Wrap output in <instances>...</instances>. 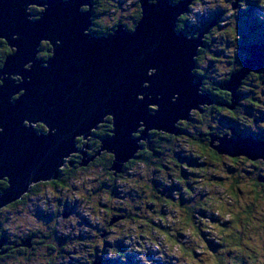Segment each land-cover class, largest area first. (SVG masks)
<instances>
[{
	"label": "clouds",
	"instance_id": "clouds-1",
	"mask_svg": "<svg viewBox=\"0 0 264 264\" xmlns=\"http://www.w3.org/2000/svg\"><path fill=\"white\" fill-rule=\"evenodd\" d=\"M158 3L159 0H147V4L153 7ZM180 3L181 0H169L171 7ZM250 3L259 12L257 22L264 24V0H190L173 22L174 33L183 34L187 40L198 41L191 55L190 74L199 80L196 94L213 96L215 102L189 106L182 117L171 123L172 130L148 127L143 120L137 121L135 130L129 133V138L135 141V148L118 167L115 151L104 146L105 141L116 134V121L112 113H104L86 133L73 135L72 149L61 156L55 176L30 179L26 190L17 195L39 186L38 199L34 197L32 202L38 209L54 214L57 202L54 198H58L61 204L67 199L70 204H75L74 213L88 218L96 226L97 230L87 233V246L72 243L68 245L66 254L61 253L64 264H96L98 258L105 262L128 264L129 256H133L132 264H196L192 251L203 253L197 257L200 264H264V157L253 158L243 152L222 150L220 144L222 139H230L233 134L231 127L221 124L222 120L235 125L243 135L261 138L264 134V119H261L264 107L253 109L246 103L252 93L238 91L241 79H246L256 89L264 82V72L250 69L240 78L234 91L221 86L242 70V64L237 63L241 42L237 18L248 12ZM47 7L46 3H29L23 12L29 22L39 23ZM109 7L110 11L104 16L98 14L97 0H90V5L85 3L79 7L78 12L86 14L90 21L83 29V35L92 33L97 39H103L121 29L135 34L144 16L143 0H125L120 10ZM210 16L215 17V22L209 23L202 34L189 30V25L199 27L200 22ZM217 28L221 30L216 32ZM208 33L219 37L213 43L215 54L222 58L219 63H209L210 56L201 53V45ZM21 39L19 33L11 34L12 41ZM60 46V39H56L55 44L49 39H40L32 58L22 65L23 71L31 72L34 61L47 68L55 49ZM17 51V45L10 46L9 39L0 36V71ZM156 73V67H148L145 74L152 77ZM5 79L19 86L28 83L30 78L5 73L0 77V87L4 86ZM149 86L147 80L141 83L142 88ZM210 86L231 93V102L226 106L231 107L236 115H224L215 110V105L223 103V98L206 91ZM256 90L264 91V87ZM24 94L25 89L20 88L10 96L9 103L16 102ZM178 95L174 92L170 102L175 103ZM234 97H238L235 102ZM148 98L152 99L151 96ZM159 98L157 95L156 99ZM261 99L264 101V97ZM136 100L143 101V93H137ZM147 110L149 114H155L159 105L148 103ZM21 123L25 128L30 127L37 136L56 133L55 128H50L41 119H24ZM181 128L186 134L164 137L165 133L175 134ZM3 132L0 127V134ZM197 138L204 147L193 143ZM153 148L158 155L149 151ZM89 152L93 155H87ZM80 156H83L86 167L72 165V161ZM185 163L192 167L182 172ZM192 171L198 173L196 178L189 175ZM217 178L222 179L217 182ZM46 180H60L66 190L39 184ZM11 187L10 177L0 175V195L9 192ZM165 196L175 199L176 203H169ZM115 209L122 210L119 213L122 218L109 225L110 216L116 215L115 211L109 210ZM7 211L0 209V212ZM19 211L21 216L10 215L9 223L3 225L5 228L13 232L17 229H41V225L23 208ZM152 221L163 224L164 231H158L159 224L154 227ZM224 221L231 223L217 227ZM178 233H183V236H178ZM201 234H204L203 238ZM206 243L215 251V257L205 247ZM181 256L183 260L173 259ZM10 264H24V258H14ZM32 264L41 262L33 259Z\"/></svg>",
	"mask_w": 264,
	"mask_h": 264
},
{
	"label": "water",
	"instance_id": "water-1",
	"mask_svg": "<svg viewBox=\"0 0 264 264\" xmlns=\"http://www.w3.org/2000/svg\"><path fill=\"white\" fill-rule=\"evenodd\" d=\"M188 2L181 0L171 7L169 0H159L153 7L143 0L144 16L135 34L121 29L97 39L92 33L83 35L90 21L86 14L78 12L82 4L90 5V0H0V36L8 38L10 46L18 47L0 71V77L8 73L30 78L19 86L5 79L0 87V127L4 129L0 134V175H8L12 184L9 192L0 195V209L29 193L31 189L17 196L26 190L30 179L55 176L61 156L72 149L73 135L86 133L104 113H112L116 121V134L104 146L115 151L118 167L135 148L129 133L135 130L137 121L143 120L148 127L172 130L171 123L182 117L189 106L212 102L209 95L196 94L199 80L190 74L191 55L198 41L172 31L176 16L186 9ZM29 3L47 4L39 23L26 19L23 9ZM13 33H19L22 39L12 41ZM40 39H49L53 44L60 39L61 46L55 49L47 68L34 61L32 71L24 72L22 65L32 58ZM148 67H156L157 73L148 77ZM263 67L264 41L250 47L242 70L222 87L234 91L250 69L261 72ZM145 80L150 85L147 89L141 87ZM244 80L241 79L238 90ZM20 88L25 89V94L9 103L10 96ZM174 92L179 95L172 103L170 97ZM137 93H143V101L136 100ZM148 103L158 104L159 111L149 114ZM24 119H41L56 133L37 136L30 127L22 125ZM179 133L178 130L165 134ZM220 144L222 150L264 157V141L253 137L225 138ZM81 166H87L83 158ZM48 181L51 180L41 182ZM2 245L0 239V248Z\"/></svg>",
	"mask_w": 264,
	"mask_h": 264
},
{
	"label": "flooded vegetation",
	"instance_id": "flooded-vegetation-1",
	"mask_svg": "<svg viewBox=\"0 0 264 264\" xmlns=\"http://www.w3.org/2000/svg\"><path fill=\"white\" fill-rule=\"evenodd\" d=\"M99 7H100L99 0H97V8L100 11ZM211 35H212L211 33H208V35L205 36L204 42L206 43V45L208 44V41H211V40L215 41L214 37H212ZM260 40L264 41V34L262 35ZM260 40L253 44H250L249 42H245V41L241 43L243 52L246 55L244 57L239 56V60H240L239 63H241L242 65L245 63L246 59L249 57L250 47L252 45L261 44L262 42ZM205 49L204 48L201 49L202 55L204 52H206ZM210 60L211 62H213L212 58H210ZM246 86H250L247 80L243 82V84L241 85L238 91L241 92L242 88H245ZM209 90L214 95L223 98V103H217L215 105V110L218 113H224V111H226L224 115L231 114L232 113L231 110L223 109L227 105L225 103L230 98V93L227 91H224L218 88H212V87H210L209 89H206V91H209ZM210 98L212 99V102H215V97L210 96ZM220 109H223V110L221 111ZM234 115H236V113H234ZM261 119H264V118H261ZM221 124L232 128V133H233L232 138L253 137L257 141H264V134H262L261 138H257L256 136L252 134L243 135L236 128L235 125L229 124L228 121L222 120ZM181 131L184 132L183 134H186V131L184 128H181ZM152 135H155V132H153ZM168 136H172V135L164 134L165 138H167ZM189 137L191 138L190 135ZM193 143H200L201 147L205 146L202 144V142L199 141V138L194 140ZM208 147H210V145H208ZM149 151L153 153L155 152L154 153L155 155L159 154L154 148L149 149ZM72 162L78 163V159H74ZM254 163L255 162H253V164ZM39 184L52 185L55 189H59L61 191L66 190V186L60 180H56L50 183L42 182ZM38 190H39V186H37L35 189L33 188L32 190H30L29 193L24 195L17 203H15L12 206H8L6 209H16V212H18L16 213V215L19 218L21 214L18 209L20 208L25 209V207L27 209L34 208L36 211L35 215L39 219H42L38 221L40 222L47 221V223L44 224L46 227H41L42 230L37 229L36 231H32L31 229H29L28 231H24L23 229H17L16 232H13V233L9 232L11 234L9 235L8 232L5 231V227L2 225L4 223H0V239L3 240V245L0 248V264H10V262L14 258H19V257L24 258V264H32L33 259H38L41 262V264H44L45 261L47 262V264H64L61 253H65V254L67 253L69 244L76 243V242L81 243L82 241H85L84 244L86 245L87 232L85 231V233L82 234L80 233V231L79 232L74 231V229H78L81 227V225H84V222H83L84 217L80 215L82 216L80 218L79 213L73 212V208L75 207V204L74 203L70 204L67 199H65L63 204H61V201L58 198H54L57 201L55 204V208H54V214L48 213L46 211H41L35 205L33 204L31 205V201H29L32 197H36V193ZM27 203H30V205ZM3 213L4 212H0V219H1L0 221H3V218H2ZM85 220L88 222L87 224H91V227L96 229V226L93 225L91 221H89L87 218H85ZM111 224H113V222H111ZM111 224L109 223V225ZM62 229H65V230H62ZM70 230H72V232ZM73 251L75 250L73 249ZM97 261H100V264H103V261L100 260L99 258L97 259ZM97 261H96V264H99L97 263Z\"/></svg>",
	"mask_w": 264,
	"mask_h": 264
},
{
	"label": "rangeland",
	"instance_id": "rangeland-1",
	"mask_svg": "<svg viewBox=\"0 0 264 264\" xmlns=\"http://www.w3.org/2000/svg\"><path fill=\"white\" fill-rule=\"evenodd\" d=\"M41 1H43V0H41ZM124 2H125V0H99V5H100L99 9H100V11L98 12V14H99L100 16H104L106 12L110 11V7H109V6L114 7V8L117 9V10H120L121 5H122ZM35 7H37V6H35ZM233 7H234V6H233ZM113 15H114V13H113ZM258 15H259V12H258L257 9L255 8V5L250 3L248 12H246V13H241V15L237 18V22H238V31H239V34L241 35L240 54L237 56V63L240 62V60H239V56L244 57V56L246 55V54H244V52H243V48H242V46H241V43H242L243 41H245V42H249L250 44H253V43L259 41V40L261 39L262 35L264 34V24L258 23L257 20H256V17H257ZM210 19L213 20L212 16L208 17L207 19L202 20V21L200 22L199 27H192V26L189 25V28H195L196 31H200V32H202L203 30H205V29L203 28L204 25H205L206 22H207L208 20H210ZM221 27H225V28H226V26H223V25H222ZM196 28H197V29H196ZM201 28H202V29H201ZM200 29H201V30H200ZM220 30H221L220 28L215 29L216 32H219ZM191 31H194V30H191ZM211 34H212L211 36L214 37L215 40H216V39H219V37L215 36L214 33H211ZM227 34H228V33L226 32L225 35H227ZM260 41H261V40H260ZM261 42L263 43V41H261ZM213 43H214V40L208 41V44H207L208 47H207L206 49H205V47H204V49L206 50V52H204V53H207L209 56H212V57H210V58L213 59V62H211V60H210L209 63H219V62H221L222 58H221L220 56H217V55L215 54L216 49L213 47ZM204 45H206L205 42H204ZM201 49H203V48H201ZM204 53H203V54H204ZM217 54H222V53H217ZM242 66H243V65H242ZM262 71H264V67H263V70H262ZM262 71H261V72H262ZM261 84H263V87H264V82H262ZM210 87H211V86H210ZM250 89H251L250 86H246L245 88H242L241 92H250V91H249ZM259 93L264 97V91H259ZM251 96H252V95H251ZM263 103H264V101H263ZM262 107H264V105H262ZM224 113H226V111H224ZM224 113H223V114H224ZM261 118H264V116H262ZM184 123L187 124L188 122H184ZM183 133H184V132L181 131V133H180L179 135H184ZM189 139H191V138L189 137ZM154 149H155V148H154ZM87 155H93V154L89 152V153H87ZM217 155H218V154H217ZM82 158H83V156L80 157V159H82ZM78 162H79V159H78ZM179 163H180V161H178L177 164H179ZM187 166H188V167H187ZM190 167H192L191 164L185 163V164H184V168L182 169V172H187V170H188ZM189 175H191L193 178H196V177L198 176V173L195 172V171H192L191 173H189ZM129 178H131V174H129ZM221 179H222V178H217V182H219ZM185 186L187 187V185H185ZM189 191H191V188H190V187H189ZM33 198H34V197H32V198L29 200V201H31V205L33 204V203H32V202H33ZM35 198L38 199V197H35ZM165 199L168 200L169 203H171V202H170V201H171L170 198H168L167 196H165ZM27 204L30 205V203H27ZM7 207H8V206H7ZM7 207H4V208H2V209H6ZM8 210H9V211L4 212L3 215H2V218H3L2 223H4V224H8V223H9V219H8V217H9L10 215H12L13 213L15 214L16 217H18V216L16 215V213H18V212H16V209H8ZM18 210H19V209H18ZM24 210H25L26 214L29 215V216H31L33 220H35L37 223H39V224L41 225V227H46L44 224L47 223V221H42V222L38 221V220H42V219H39V218L35 215V214H36V211H35L34 208L27 209V208L25 207ZM32 210H33V212H32ZM118 210H121V209H118ZM200 211L203 212L202 209H201ZM119 213H120V212H118V214H119ZM20 214H21V213H20ZM161 214H163V213H161ZM116 215H117V213H116ZM79 217L81 218L82 216H80V214H79ZM83 217H84V216H83ZM56 218H57V216H56ZM85 218H86V217L83 218L84 225H81V227L78 228V229H74V231H76V232H79V231H80V233L84 234L85 231L88 233V231H95V230H96L95 228H92V227H91V224H87L88 222L85 220ZM201 218H203V217H201ZM87 219H88V218H87ZM0 220H1V219H0ZM88 220H89V219H88ZM58 221H60V220H58ZM89 221H90V220H89ZM118 221H119V220L115 221L114 223H116V222H118ZM151 223L153 224V226H157V225L159 224V227L157 228V230H158V231H161V232L164 231V227H165V226H164L163 224H160L159 221H152ZM228 223H231V221H224L223 223L217 224V227H224V226H225L226 224H228ZM4 224H2V225H4ZM5 231L8 232L9 235H11L10 233H13V231H9L8 228H5ZM70 231L72 232V230H70ZM9 232H10V233H9ZM203 235H204V234H201L202 238H203ZM72 236H73V235H72ZM86 236H87V235H86ZM178 236H183V233H178ZM84 242H85V241H82L81 243L84 244ZM177 242H178V241H177ZM76 243H77V242H76ZM85 246H87V242H86V245H85ZM182 247H183V246H182ZM205 247L208 248V251H209V252H212V256L215 257V255H216L215 251H214L211 247H208L207 243L205 244ZM186 251H187V250H186ZM202 254H203V253H197V252H195V251H192L191 256H192V259L196 261V264H200V262H199V260L197 259V257H198L199 255H202ZM173 259L179 261V260H183L184 257H183V256H181V257H173ZM132 262H133V256H129V257H128V264H132ZM97 263L100 264V261H97ZM103 264H118V262H105V261H103Z\"/></svg>",
	"mask_w": 264,
	"mask_h": 264
},
{
	"label": "trees",
	"instance_id": "trees-1",
	"mask_svg": "<svg viewBox=\"0 0 264 264\" xmlns=\"http://www.w3.org/2000/svg\"><path fill=\"white\" fill-rule=\"evenodd\" d=\"M212 18H214L215 19V17H212ZM214 20H208L207 22H206V24L204 25V29H206V26L209 24V23H211V22H213ZM188 28H189V26H188ZM197 29V28H196ZM202 29V28H201ZM200 29V30H201ZM189 30L191 31V30H194V31H196L195 30V28H189ZM264 72V71H263ZM244 81H246V80H244ZM243 81V82H244ZM262 83V82H261ZM259 84V85H257L256 86V89H259V88H262L263 87V84ZM222 86V85H221ZM256 89H254L253 87H251V89L249 90L251 93H252V96H249L248 98H247V100H246V103L248 104V105H250L253 109H255V110H259L261 107H262V105H264V103H263V101H262V95L259 93V91H257ZM230 93V92H229ZM231 99H232V95H231V93H230V98L227 100V102L225 103V104H230V102H231ZM223 109H229V110H231L228 106H225V108H223ZM223 109H220L221 111L223 110ZM232 111V113H231V115H234V111L233 110H231ZM155 153V152H154ZM82 157V156H81ZM73 163V162H72ZM81 163H82V159H79V162L78 163H73V165H77V166H80V167H86V166H81ZM178 163V162H177ZM179 165V164H178ZM70 167H71V165H70ZM188 167V166H187ZM182 179L184 178L183 177V175H182V177H181ZM53 181H56V180H51V181H48V182H46V183H50V182H53ZM62 185V184H61ZM61 187V186H60ZM187 187H188V185H187ZM34 189L36 188V187H33ZM33 188H31V190L33 189ZM19 201V200H18ZM18 201H16V202H14V203H12L11 205H9V206H12V205H14L15 203H17ZM171 203H176V201H175V199H171V201H170ZM110 212L111 211H115L116 213H117V215H114V216H110V219H109V221H108V223H110L111 224V222H115V221H117V220H119V219H121L122 217H120V215L118 214V212H120V211H122V210H118V209H115V210H109ZM162 216H163V214H161ZM155 227V226H154ZM217 264H218V262H217Z\"/></svg>",
	"mask_w": 264,
	"mask_h": 264
},
{
	"label": "bare ground",
	"instance_id": "bare-ground-1",
	"mask_svg": "<svg viewBox=\"0 0 264 264\" xmlns=\"http://www.w3.org/2000/svg\"><path fill=\"white\" fill-rule=\"evenodd\" d=\"M40 1H41V0H40ZM203 44H204V43H203ZM203 48H204V46H203ZM262 70H263V69H262ZM179 131H180V133H181V129H180ZM180 133H179V134H180ZM179 134H178V135H179ZM40 183H42V182H40ZM6 207H7V206H6ZM3 208H4V207H3Z\"/></svg>",
	"mask_w": 264,
	"mask_h": 264
}]
</instances>
